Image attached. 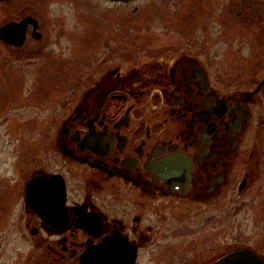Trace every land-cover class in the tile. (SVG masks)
<instances>
[{
	"label": "flooded vegetation",
	"instance_id": "1",
	"mask_svg": "<svg viewBox=\"0 0 264 264\" xmlns=\"http://www.w3.org/2000/svg\"><path fill=\"white\" fill-rule=\"evenodd\" d=\"M198 2L41 0L36 12L0 0V27L28 18L22 45L0 38L10 52L70 58L57 63L64 107L41 125L36 155L27 134L0 153V245L37 240L35 264H81L99 245L105 264H237L240 250L264 260V75L232 87L172 40L126 61L127 4L167 38L184 35L179 11ZM244 2L231 11L246 17Z\"/></svg>",
	"mask_w": 264,
	"mask_h": 264
},
{
	"label": "rangeland",
	"instance_id": "2",
	"mask_svg": "<svg viewBox=\"0 0 264 264\" xmlns=\"http://www.w3.org/2000/svg\"><path fill=\"white\" fill-rule=\"evenodd\" d=\"M198 1V0H190ZM204 0L202 6L190 4L184 16L188 30L182 35L172 28V37H162L153 32L149 22L140 25L141 13L134 10L135 4L126 5V61L149 60L157 46L172 40L175 49L183 46L187 53L196 56L203 64L226 78L237 81L232 87H246L245 79L264 75V0ZM31 8L38 11L41 0H29ZM249 3L244 14H235L231 8ZM238 4V5H235ZM233 8V9H234ZM176 10H173V12ZM7 5H0V24L7 16ZM145 19V18H144ZM157 35V36H156ZM187 47V48H186ZM59 46H53L57 50ZM29 49V48H28ZM70 64L69 55L59 58L57 52L14 51L10 52L0 42V153L10 141H23L28 135L31 156L36 155L39 140L49 133L41 125H48L50 117L64 107V90L57 85V64ZM63 63V62H62ZM28 119L27 132L21 129ZM12 124V133L6 130ZM12 135V136H11ZM3 156V153L1 154ZM29 245H0V264H35L44 248L30 238Z\"/></svg>",
	"mask_w": 264,
	"mask_h": 264
},
{
	"label": "water",
	"instance_id": "3",
	"mask_svg": "<svg viewBox=\"0 0 264 264\" xmlns=\"http://www.w3.org/2000/svg\"><path fill=\"white\" fill-rule=\"evenodd\" d=\"M27 19L21 23L8 22L2 25L0 27V38L8 43L22 45L25 41L24 24L27 23ZM81 261L82 264H105L103 260V245L88 249L82 256ZM237 264H264V260L256 253L240 250L238 251Z\"/></svg>",
	"mask_w": 264,
	"mask_h": 264
}]
</instances>
